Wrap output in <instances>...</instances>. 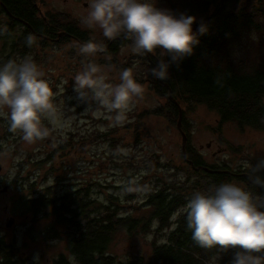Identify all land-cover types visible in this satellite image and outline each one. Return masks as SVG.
Segmentation results:
<instances>
[{
  "label": "rangeland",
  "instance_id": "rangeland-1",
  "mask_svg": "<svg viewBox=\"0 0 264 264\" xmlns=\"http://www.w3.org/2000/svg\"><path fill=\"white\" fill-rule=\"evenodd\" d=\"M86 2L88 0H42V4H39L37 1L43 13L51 17L63 14L61 23L74 21L77 26L91 34L93 42L100 44L99 39L104 37L102 31L99 28L87 29L81 24V18L87 11ZM153 2L156 7L171 10L177 16L181 13L190 16L194 14L196 22H204L208 18L205 17L206 11L192 10L190 13L183 5L187 4L186 0ZM237 4L238 8L255 13L264 7V0H241ZM5 22L7 19L0 17V30L7 29L0 34V58L4 57L3 63L7 58L1 53L6 46L5 42L9 47L7 34L10 30L9 26L5 27ZM259 25L264 26V18H259ZM18 31L20 28L16 27L15 32ZM259 38L256 32H249L238 46L240 53H249L250 63L264 46V39L259 42ZM257 46H260V49H257L255 54L253 49ZM30 49L26 53L17 49L9 55L10 59L20 62L25 57H30L36 62L54 93L56 116L54 119H42L43 125L49 128L50 135L47 138L27 144L19 131L16 133L9 131L8 110H0V240L10 246L27 264H49L57 256L61 254L69 256L70 252L67 242L59 240L49 242L41 236V231L49 224L50 219L42 220L35 225L31 220L32 216L28 217L26 212L23 213L18 208L21 197L32 193V186H28L32 177L38 176L37 183L33 186L36 190L54 185L56 175H65L64 182L67 188L71 186L70 184L76 183L79 186L84 182L107 179L111 186L109 190L117 192L123 200H127L126 195L121 194V190L122 185L130 179L151 187L158 175L169 179L168 170L171 168L175 167L176 174L182 178H187L188 171L182 164L183 136L177 127L178 119H171L168 113L165 116L155 113L161 106L165 110L166 100L153 89L155 82L150 74L152 65L146 55L131 52L130 40L116 53H97L94 57L80 55L75 40L42 44L35 37V43ZM154 55L159 56V50ZM161 58L159 56V60ZM88 61L105 67L106 82L110 85L118 84L120 71L129 68L134 79L144 88L143 99L133 100L119 124L114 121L115 113H109L100 105H93L91 109L85 111L87 105L76 99L73 80L82 70L83 64ZM109 65L111 70L107 71ZM183 110L189 143L208 163L225 165L233 171H247L264 156V128H242L234 122L220 126L219 115L205 105L184 106ZM99 134H106L105 138L98 136ZM59 142L66 145L64 151H54ZM51 152L52 164L43 163L41 170L38 171L37 164L31 162L44 158ZM154 156L156 159H152ZM199 180L198 191L207 192L214 185L209 178L201 177ZM231 183L255 196L246 183L238 181ZM196 184L193 182L191 185ZM56 189L59 191L60 186ZM147 193L128 194L131 198L127 200L129 203L125 210L136 211L147 197ZM177 217L178 215L174 221ZM11 219H14V224L9 228L7 224ZM31 221L34 222L32 224L34 234L29 233L28 226ZM165 239V232L154 229L133 237L122 233L114 241L111 253L124 260L136 256L148 258L154 246ZM232 255L233 251L230 250L212 256L209 264H229Z\"/></svg>",
  "mask_w": 264,
  "mask_h": 264
},
{
  "label": "trees",
  "instance_id": "trees-1",
  "mask_svg": "<svg viewBox=\"0 0 264 264\" xmlns=\"http://www.w3.org/2000/svg\"><path fill=\"white\" fill-rule=\"evenodd\" d=\"M2 1L5 3L1 5L16 15L10 26L8 20L5 22V27L10 28L7 34L9 47L5 42L1 55L4 54L7 60L17 49L25 53L31 50L25 43L29 34L42 44L49 43L45 37L49 38L50 33L59 38V42L71 40L70 35L79 39L84 37H81L80 29L74 21L60 22L63 14L54 17L47 15V20H44L36 16L35 9L31 10L33 5L28 0ZM186 1L187 4L183 5L190 13L192 10L206 11L205 17L208 18L201 23L207 30L203 34L197 30L199 43L194 45L193 54L183 58L178 65L170 64L169 78L154 79L153 89L166 100V111L161 106L155 111L156 114L165 116L168 113L171 119L179 120L180 110L183 112L182 130L187 136L188 160L183 156L182 164L188 171L187 178L179 177L176 168L170 169L168 166L169 179L158 175L137 210L126 211L129 203L127 200L131 196L127 194V200H123L120 194L110 191L107 179L84 182L79 186L76 183L70 184L67 188L65 175H56L54 185L36 190L33 186L37 183L38 176L32 177L28 184L32 186V193L21 197L18 208L23 213L26 212L28 217L32 216L31 220L35 225L50 219L49 224L41 231V236L49 242H67L70 252L69 256H57L49 264H209L210 258L221 252L215 247L204 249L197 246L185 221L186 204L192 194L198 191L199 178H209L215 186L234 181L246 183L255 196L264 197V189L253 185L249 180L250 170L233 171L225 165L210 164L190 145L183 110L184 106L205 105L219 115L220 126L234 122L242 128H264V46L251 63L248 60L249 53H240L238 47L252 31L259 34V42L263 41L264 26L260 27L259 18H264V7L253 13L254 11L237 7V2L241 0ZM1 13L0 11V17L6 19ZM16 27L20 28L18 33L15 32ZM257 49L260 46L253 49L255 54ZM3 58H0V64H3ZM162 59L167 62L170 57L164 56ZM170 90L177 103L170 100ZM105 135L98 136L105 138ZM65 148L66 145L59 142L54 151H64ZM53 152L31 163L37 164L40 171L43 163L52 164ZM152 159H156L155 156ZM192 164L214 173L203 169L195 170ZM227 171L230 173H226ZM193 182L197 184L191 185ZM57 186H60L59 191ZM24 188L27 190L26 186ZM176 215L178 217L174 221ZM33 221L28 226L30 234L35 232ZM152 229L165 232L166 239L154 246L150 257L136 256L124 260L111 253L114 241L120 234L133 237ZM0 264L27 263L0 240Z\"/></svg>",
  "mask_w": 264,
  "mask_h": 264
},
{
  "label": "clouds",
  "instance_id": "clouds-1",
  "mask_svg": "<svg viewBox=\"0 0 264 264\" xmlns=\"http://www.w3.org/2000/svg\"><path fill=\"white\" fill-rule=\"evenodd\" d=\"M196 17L184 13L175 15L171 10L156 7L153 0H88L86 14L81 24L87 29L99 28L102 35L113 40L121 35L131 41V52L137 55L155 54L169 56L160 59L150 69L154 79L167 80L170 64H179L191 56L194 45L199 43L192 25ZM206 26L198 31L203 34ZM7 31L0 30V34ZM25 43L32 46L35 37L29 34ZM84 57L104 53L102 44L89 40L77 44ZM110 59V57L108 58ZM111 66L107 67V71ZM36 62L25 57L20 62L9 59L0 64V110H8L9 131L22 134L27 144H33L50 135L42 119H54L56 107L54 93ZM73 91L76 99L87 105L104 107L115 113L114 121L124 119L134 99L142 100L144 88L134 79L132 70L119 73V83L108 84L106 69L93 61L83 64L74 77ZM264 157L250 168L249 180L264 189ZM148 185L128 180L122 185L121 194H145ZM187 229L194 243L204 249L218 248L221 253L233 251L229 264H264V197L253 196L234 183L212 186L207 192L196 191L185 208Z\"/></svg>",
  "mask_w": 264,
  "mask_h": 264
},
{
  "label": "flooded vegetation",
  "instance_id": "flooded-vegetation-1",
  "mask_svg": "<svg viewBox=\"0 0 264 264\" xmlns=\"http://www.w3.org/2000/svg\"><path fill=\"white\" fill-rule=\"evenodd\" d=\"M9 1L12 2L14 0H9ZM28 1L33 5V7H31V10L35 9L37 11L36 12V16L39 17L40 19L47 20V18H46L47 14L43 13L41 11V9L38 7V3L39 4H42V0H28ZM37 1H38V3H37ZM1 3L4 4L5 2H3L2 0H0V11L3 13V14L1 13L2 16L4 15V17L8 20V25L10 26L11 23H13L12 22L14 20L13 17H16V15L14 13L10 12L9 10H7L6 8H4L1 5ZM85 7L88 8V2L85 3ZM78 27L80 29V35H81V37H82V35H84V37L82 39L81 38L79 39L77 37H74V36H71L70 35V39L71 40H75L77 44H83V43L88 42L89 40H92L93 41V38L91 37V34H89V33L87 34V30L81 28V26H79V25H78ZM49 35H48L49 38L44 36L45 39H47L49 41V43L58 42L60 40L59 38L54 37L53 33H50ZM99 41H101L100 44L104 45V47H105L104 54H110V53H116V52L120 51V49L128 41V39H125L124 36L121 35V36H119V37H117V38H115L113 40H109L106 37H101L99 39ZM149 55H150L149 58L147 57L149 63L153 67H156V65L158 64V60H159L158 59V56H156L154 54H149Z\"/></svg>",
  "mask_w": 264,
  "mask_h": 264
},
{
  "label": "water",
  "instance_id": "water-1",
  "mask_svg": "<svg viewBox=\"0 0 264 264\" xmlns=\"http://www.w3.org/2000/svg\"><path fill=\"white\" fill-rule=\"evenodd\" d=\"M200 25H201V23L200 22H194L193 23V25H192V30H193V32L194 31H197L198 29H199V27H200ZM149 54L148 55H146V57H148L149 58ZM170 100H172L174 103H177L176 102V100L173 98V96H172V91L170 90ZM182 121H183V112H182V110H180V116H179V120H178V124H177V127H178V130L180 131V133L182 134V136H183V145H182V151H183V156H184V158H185V160H188V157H187V153H186V144H187V136H186V134L183 132V130H182ZM192 168L193 169H195V170H199V169H203V170H206L207 172H209V173H214V171H212V170H210V169H207V168H204V167H198V168H196V167H194V164H192ZM215 172H217V173H222V172H220V171H215ZM226 173H230V172H226ZM13 224H14V219H11L10 221H9V223L7 224V226L9 227V228H11L12 226H13Z\"/></svg>",
  "mask_w": 264,
  "mask_h": 264
}]
</instances>
